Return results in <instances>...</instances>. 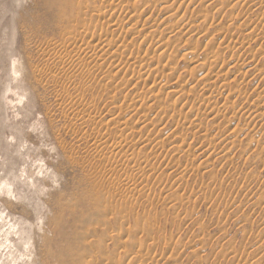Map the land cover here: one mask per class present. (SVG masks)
I'll use <instances>...</instances> for the list:
<instances>
[{
	"label": "rangeland",
	"instance_id": "374dc122",
	"mask_svg": "<svg viewBox=\"0 0 264 264\" xmlns=\"http://www.w3.org/2000/svg\"><path fill=\"white\" fill-rule=\"evenodd\" d=\"M6 263L264 264V0H0Z\"/></svg>",
	"mask_w": 264,
	"mask_h": 264
},
{
	"label": "bare ground",
	"instance_id": "6f19581e",
	"mask_svg": "<svg viewBox=\"0 0 264 264\" xmlns=\"http://www.w3.org/2000/svg\"><path fill=\"white\" fill-rule=\"evenodd\" d=\"M46 7V6H45ZM48 8H49V6H48ZM61 9V8H60ZM61 13V12H60ZM64 15V14H63ZM65 16V15H64ZM59 17H60V14H59V16L57 17V20L59 19ZM63 17V16H62ZM67 19V18H66ZM83 35H85V34H83ZM110 50V47L109 46H107V48H106V50L105 51H109ZM102 51H103V49H102ZM23 228V227H22ZM23 231V230H22ZM1 263H3V262H1ZM6 264H8V263H6Z\"/></svg>",
	"mask_w": 264,
	"mask_h": 264
}]
</instances>
